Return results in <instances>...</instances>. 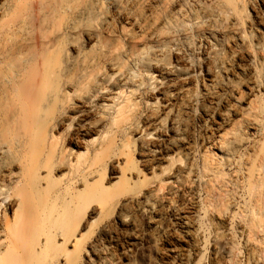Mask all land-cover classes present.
<instances>
[{"label": "bare ground", "instance_id": "6f19581e", "mask_svg": "<svg viewBox=\"0 0 264 264\" xmlns=\"http://www.w3.org/2000/svg\"><path fill=\"white\" fill-rule=\"evenodd\" d=\"M0 264H264V0H0Z\"/></svg>", "mask_w": 264, "mask_h": 264}]
</instances>
